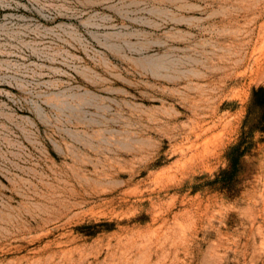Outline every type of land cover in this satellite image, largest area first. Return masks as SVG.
<instances>
[{
	"label": "rangeland",
	"instance_id": "1",
	"mask_svg": "<svg viewBox=\"0 0 264 264\" xmlns=\"http://www.w3.org/2000/svg\"><path fill=\"white\" fill-rule=\"evenodd\" d=\"M261 88L264 0H0V264H264Z\"/></svg>",
	"mask_w": 264,
	"mask_h": 264
},
{
	"label": "trees",
	"instance_id": "2",
	"mask_svg": "<svg viewBox=\"0 0 264 264\" xmlns=\"http://www.w3.org/2000/svg\"><path fill=\"white\" fill-rule=\"evenodd\" d=\"M258 93H262L264 95V88H261ZM260 105L262 107H264V99H262L260 101ZM240 150H241L240 145H238V146L234 147L232 149V152H231L232 165H233L234 170L237 169V167L240 163V159H241L242 154L246 152V150H245V152H242L240 154Z\"/></svg>",
	"mask_w": 264,
	"mask_h": 264
}]
</instances>
